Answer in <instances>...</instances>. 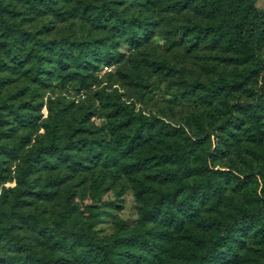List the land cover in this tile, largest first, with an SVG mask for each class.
<instances>
[{"label": "rangeland", "instance_id": "rangeland-1", "mask_svg": "<svg viewBox=\"0 0 264 264\" xmlns=\"http://www.w3.org/2000/svg\"><path fill=\"white\" fill-rule=\"evenodd\" d=\"M174 1L106 0L118 22H150L147 34L136 31L138 43L114 27V17L102 26L91 21L103 0H0L4 27L15 28L22 55L19 71H6V84L0 86V256L10 253L4 229L8 220L15 222L10 230L14 239L60 260H70L84 246L80 239L69 240L68 233L105 245L114 234L135 227L149 238L160 228L158 222L140 221L142 202L134 186L144 176L125 173L120 162L113 168L101 166L103 144L115 140L109 127L119 120L127 121L129 128L144 124L146 138L138 152L155 155L154 160L185 136L198 137L200 147L218 148L211 165L220 169L233 162L243 167L250 151H264V112L258 116L262 139L252 141L247 134V106L255 102L264 79V41L244 62L239 53L210 41L211 21L205 14L193 7L177 9ZM252 2L264 12V0ZM261 32L264 35V28ZM6 36L0 27V44ZM88 42L97 51L107 47L117 61L95 62L88 71L71 66V59L64 69L51 66L54 53L74 57ZM37 52L45 60L35 62ZM76 71L83 73L82 82L70 74ZM58 73L69 74L70 81L63 82ZM222 83L231 84L222 101L205 103L207 88ZM10 108L34 111L39 117L29 128L13 119ZM59 109L66 113L62 153L53 154L51 168L18 184L16 170L27 153H41L49 140L45 122ZM21 139L27 142L16 158L2 153L1 145ZM80 157L88 168L74 172L70 160ZM190 229L201 231L194 224ZM186 241L183 235L172 243L160 264H173ZM263 249L264 244L248 243L242 252L257 264Z\"/></svg>", "mask_w": 264, "mask_h": 264}, {"label": "trees", "instance_id": "trees-1", "mask_svg": "<svg viewBox=\"0 0 264 264\" xmlns=\"http://www.w3.org/2000/svg\"><path fill=\"white\" fill-rule=\"evenodd\" d=\"M33 5L38 9L37 4ZM173 6L177 9L193 7L205 14L211 21L210 41L239 53L244 62H248L254 48L264 41L261 32L264 12L258 10L252 0H175ZM1 10L3 5L0 2ZM114 14L115 11L103 0L100 10L92 14L91 21L102 26L114 17V27L120 29L130 42L139 43L137 30L144 35L150 31V22L145 19H122L118 22L119 18ZM4 24L5 19L0 12V27L3 26L7 33V39L0 44V86L7 81L8 76L4 73L18 72L22 60L15 28L6 30ZM54 54L51 66L60 70L67 67L70 59L71 66L83 71L91 70L95 62L110 64L117 61V56L111 54L107 47L97 51L94 43L90 42L74 57H64L59 51ZM33 58L40 62L45 60V55L37 52ZM70 74L83 81L82 72ZM42 75L38 76L39 80ZM68 75L57 74L63 82L70 81ZM230 85L222 83L207 88L205 103L212 105L215 101H222L223 95L230 91ZM10 111L13 119L29 128L39 117L34 111L19 113L16 108H10ZM261 112H264V79L255 102L247 106L250 117L247 134L252 141L263 137L258 119ZM65 120L66 113L59 109L45 122L48 143L40 154L29 152L24 156L23 165L16 170L18 184L31 174L52 167L53 154H60L63 150L59 143ZM109 131L115 140L113 144H103L98 156L101 166L113 168L120 162L125 173L144 176L139 177L134 186V194L142 202L140 221L158 222L160 228L154 230L149 238L140 227H135L114 234L105 245L90 240L86 235L80 237L68 233L69 240L80 239L84 246L76 250L70 260H60L14 239L10 230L15 222L8 220L4 229L10 253L0 256V264H160L172 243L183 235L187 241L178 250L173 264H254L242 251L248 243L264 244V151H250L251 158H243V167L233 162L220 169L211 165L218 148L198 146V137L190 139L185 136L171 152L154 160L155 155H139L138 152L141 141L146 138L142 122L129 128L127 121L119 120L109 127ZM26 142L21 139L16 144L5 143L1 145L2 153L16 158L18 150ZM91 150L92 146L88 145L87 152ZM69 168L78 172L88 166L80 157L71 159ZM191 224L201 231L192 232ZM262 254L263 260L257 264H264V249Z\"/></svg>", "mask_w": 264, "mask_h": 264}]
</instances>
